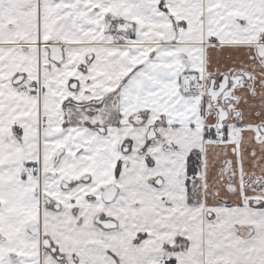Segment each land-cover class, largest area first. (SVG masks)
Wrapping results in <instances>:
<instances>
[{
	"label": "snow or ice",
	"instance_id": "1",
	"mask_svg": "<svg viewBox=\"0 0 264 264\" xmlns=\"http://www.w3.org/2000/svg\"><path fill=\"white\" fill-rule=\"evenodd\" d=\"M0 264H264V0H0Z\"/></svg>",
	"mask_w": 264,
	"mask_h": 264
}]
</instances>
